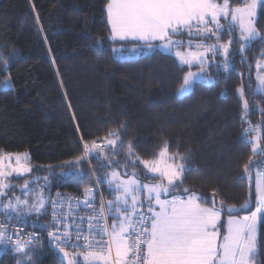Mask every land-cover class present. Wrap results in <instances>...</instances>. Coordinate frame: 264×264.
I'll return each instance as SVG.
<instances>
[{
    "label": "trees",
    "instance_id": "obj_1",
    "mask_svg": "<svg viewBox=\"0 0 264 264\" xmlns=\"http://www.w3.org/2000/svg\"><path fill=\"white\" fill-rule=\"evenodd\" d=\"M106 2L0 0V60L7 59L10 64L7 71H0V81L10 78L13 85L8 90L0 87V149L26 153L32 166L30 173L14 181L47 176L50 197L57 190L82 194L86 187L95 189V178L112 171L125 177L135 171L138 180L159 183V174L149 172L140 161L157 159L167 142L170 154L178 152L187 157L174 162L191 169L184 173L183 183L172 190V195H180L182 189L188 188L211 198L215 190L216 207L221 206L220 201L237 207L248 201L249 210L232 215L250 214L256 206V172L263 169L253 165L249 173L243 172L250 156L255 160L261 157L253 154L251 143L244 138L247 125L242 124V100L236 90L242 79L255 88L256 65L264 60V43H252L244 53L245 63H241L239 54L232 57L234 70L227 74H217L213 66L209 71L215 83L197 82L191 92L180 96L178 88L183 75L199 70L198 67L180 65L174 53L162 49L144 53L141 50L147 46L142 42L108 40ZM246 2L233 0V6ZM256 27L264 32L261 5ZM238 33L236 28L233 35ZM99 37L105 38L102 51L95 44ZM228 39L227 34L221 36V41ZM140 44V55L125 60L114 58V47L127 49ZM237 47L233 44V48ZM245 98L250 107H264L262 94L252 95L246 89ZM262 118L259 111L247 116L253 125ZM121 124L126 125V135L121 132L124 147L119 148L116 158L124 163L129 141H134L140 158L135 168L129 164L127 175L116 164L101 166L102 158L91 159L90 164L66 165L83 154L81 137L84 141L101 142L110 130H119ZM113 154L111 149H105L104 155ZM70 167L83 169L84 179L77 181L62 175ZM99 187L106 201L116 196L107 184ZM227 216V212L222 213L225 227ZM257 240L260 251L256 264H264V223ZM38 258V264H67L47 240ZM16 261L13 249L0 255V264Z\"/></svg>",
    "mask_w": 264,
    "mask_h": 264
},
{
    "label": "snow or ice",
    "instance_id": "obj_2",
    "mask_svg": "<svg viewBox=\"0 0 264 264\" xmlns=\"http://www.w3.org/2000/svg\"><path fill=\"white\" fill-rule=\"evenodd\" d=\"M258 4L264 6V0H248L236 6H233V0H107L106 23L110 33L107 39L113 43L142 41L148 49H163L168 53L176 49L175 56L180 65H195L199 69L183 75L178 94L184 95L191 92L197 82L215 83L209 71L213 66L217 74L221 71L227 74L229 70H234L232 57L239 54L241 63H245L247 57L244 53L252 43H264V32L256 27ZM222 20L227 23H222ZM236 28L239 33L233 35ZM225 34L229 39L221 43V36ZM177 36L188 39L173 38ZM104 39L99 37L95 42L99 51L103 50ZM213 39L215 43H205ZM233 44L238 47L233 48ZM139 51L136 46L112 49L114 58L120 60L129 59ZM261 55H264V51ZM9 66V60H0V71H7ZM256 66L262 68L260 61ZM256 79L255 88L251 84H244L242 79L236 90L242 100V124L247 125L243 129L244 138L251 143L253 154L261 157L255 160L250 156L243 166L244 173H249L253 165L264 169V118L255 125L247 119L252 111H259L264 117V107H250L245 98L246 89L252 95H264V75L258 73ZM0 87L3 90L12 88L11 79L0 81ZM122 131L126 135L124 124L120 125L119 130H110L101 142L96 139L88 142L81 137L83 154L67 161L66 165L90 164L91 159L102 158L101 166L116 164L127 175L129 164L135 168L140 158L134 149V141L128 142L123 164L116 158L119 148L124 147ZM251 133L257 135L251 136ZM105 149H111L113 156L104 155ZM13 158L15 166L11 164ZM27 159L25 154L0 153V215L3 216V220H0V246H3L0 251L7 252L10 245L20 257L16 264H36L27 252L23 227L40 231L51 229L47 231L50 244L63 254L67 264H80L77 255L83 257L84 264H256L255 258L260 251L257 225L264 221V170L256 172L254 210L248 215L236 217L232 213L249 210L248 201L239 207L225 206L220 201L221 206L216 207L215 190L211 198L188 188L182 189L180 195H172V190L183 183L184 173L191 169L184 163L170 162L177 159L184 161L187 157L178 152L170 154L167 142L160 149L157 159L140 161L149 172L159 174V183L142 185L135 178V171L127 179H123L120 172L112 171L95 178V191L93 187L84 188L83 200L63 197L60 193L55 199L50 196L46 198L44 189L49 183L47 176L26 179L19 188L24 198L15 195L12 190L17 186L10 182V178L14 173L19 177L32 171L31 166L21 163ZM5 160L9 161L7 165ZM90 172L94 175L91 168ZM62 175L77 181L84 179L83 169L76 167H70ZM40 179L45 181V185L33 193L30 185L38 183ZM103 184L118 195L106 203L101 198V206L97 210L94 208L96 195ZM141 189L147 193L144 200L135 194ZM162 195L171 198L162 199ZM73 200L75 204L71 203ZM65 204L67 211L64 210ZM81 206L90 210L92 215H75V210ZM224 212L228 213L226 227L222 220ZM48 215L51 216L50 221L41 220V217ZM13 220L23 227L13 225ZM85 230L88 235L83 234ZM96 235L100 236L99 240L89 239V236ZM36 238L37 232L27 233L28 244ZM81 239L86 242V251L76 254L65 250V246L80 247L78 242Z\"/></svg>",
    "mask_w": 264,
    "mask_h": 264
},
{
    "label": "rangeland",
    "instance_id": "obj_3",
    "mask_svg": "<svg viewBox=\"0 0 264 264\" xmlns=\"http://www.w3.org/2000/svg\"><path fill=\"white\" fill-rule=\"evenodd\" d=\"M259 6H260V5L258 4V6H257V15H258V9H259ZM256 18H257V17H256ZM222 23H225V24H226L227 22H222ZM220 42L223 43V42H226V41H220ZM185 50H186V49H183V51H185ZM141 51L144 52V53H147V52H151L152 49H148V48L146 47V48L142 49ZM140 53H141V52H138V54L133 55L132 57H136V56L140 55ZM260 63H261V65H262V68H261V69H258V68H257V71H256V74H255V77H257L258 73L261 74V75H264V60H263V61H260ZM196 71H198V70H195V71H193V72H196ZM8 79H9V78H8ZM11 82H12V81H11ZM256 84H257V79H256ZM186 94H187V93H186ZM186 94H184V95H186ZM180 96H183V95H180ZM11 153H19V154H25V155H26V153H23V152H11ZM151 161H153V160H151ZM151 161H150V162H151ZM170 162H174V161H170ZM8 163H9V161L5 160V164L7 165ZM21 163L25 164L26 166H31V165L27 162V160H22ZM175 163H176V162H175ZM11 164H12V166H15V165H16V161H15L14 158L11 160ZM31 167H32V166H31ZM6 170H7V169H6ZM26 174H27V173H26ZM154 174H157V173H154ZM24 175H25V174H24ZM22 176H23V175H22ZM19 177H20V176H19ZM121 177H122L123 179H127V178H128V177H125V176H122V175H121ZM16 178H18V177L16 176L15 173H14L13 176L10 178V182H11L12 184H15V185L17 186L15 189L12 190V192H14L15 195H17V196H21V198L23 199L24 197L21 195V192L19 191V188H20V186H22V185L24 184V181L18 183V181H14ZM135 178H136V177H135ZM136 179H137V178H136ZM255 179H256V177H255ZM29 180H34V179H29ZM137 180H138V179H137ZM139 181H140V180H139ZM140 182H141L142 185H153V184H156V183H144V182H142V181H140ZM43 185H45V181H44V180H39L38 183H33V184H31V185H30V188L33 190V193H35V192H38V191L40 190L41 186H43ZM47 191H48V188L46 187V188L44 189V196H45L46 198L49 197ZM10 194H11V193H10ZM135 194H136L137 196H139L140 199H141V198H145V196L147 195L146 190H144V189H141L140 192L135 193ZM116 195H118V193H116ZM161 198H162V199H164V198H168V199H170L171 197H167V196L162 195ZM108 200H113V199H108ZM108 200H107V201H108ZM262 223H264V221L259 222L258 225H257V239H258V231H259L260 225H261ZM25 246H26V249H27L28 254L31 255L32 258L36 261V264H38V259H39L38 257H40V256L43 254V251H44V240H40V241H38V242H31L30 244H25ZM2 252H3V251H0V255H1ZM16 255H17V254H16ZM61 255L63 256L62 253H61ZM18 259H20V257L17 255V260H18ZM77 259L80 261V264L83 263V257H82V256L79 257V256L77 255Z\"/></svg>",
    "mask_w": 264,
    "mask_h": 264
},
{
    "label": "built area",
    "instance_id": "obj_4",
    "mask_svg": "<svg viewBox=\"0 0 264 264\" xmlns=\"http://www.w3.org/2000/svg\"><path fill=\"white\" fill-rule=\"evenodd\" d=\"M175 39H177V38H175ZM0 153H7V152L4 149H0ZM93 190L95 191V189H93ZM57 193H60L63 197H78V198H80V200H83V193L82 194H76V193H73V192H67V191H61V190L55 191L53 193V195H52L51 198L55 199L56 196H57ZM101 198L103 199V201L105 203L107 202L105 200V198H104V195L101 192L100 187H99V192L96 195V202H95V205H94V208L97 209V210L101 206ZM71 203L75 204V201L73 200V201H71ZM64 210L65 211L68 210L67 204H65ZM48 212L51 213V207L50 206H49V211ZM75 215L87 217L89 215H92V212L90 210H88L87 208L81 206L77 210H75ZM50 219H51V216L50 215H48L46 218H41L42 221H50ZM0 220H3V216L2 215H0ZM108 223L111 224L112 221L109 220ZM12 224L13 225H16L17 227H23L22 225H17V222L15 220L12 221ZM84 227L86 229V225ZM48 230H51V229H48ZM48 230H46V231H40L39 229H33L31 227H23V233H24L23 239L25 241V244H28L27 243V233H29V232H37L38 233V238L34 239L32 242H38L40 240H47L49 242V245L54 250H56L57 252H59V250L56 249L54 247V245L50 244V239L47 236V231ZM83 234L84 235H88V233H87L86 230H85V232ZM93 238L96 239V240H99L100 239V236L99 235H96L95 237L89 236V239H93ZM73 239H75V238L73 237ZM105 239H107V237H105ZM78 243L80 244V247L73 248L71 246H65V250L66 251H69V252H72V253H76V254L82 253V252L86 251V249L84 247V245H85L86 242L83 239H81ZM0 247H3V246H0ZM8 249H12V247L9 245Z\"/></svg>",
    "mask_w": 264,
    "mask_h": 264
},
{
    "label": "crops",
    "instance_id": "obj_5",
    "mask_svg": "<svg viewBox=\"0 0 264 264\" xmlns=\"http://www.w3.org/2000/svg\"><path fill=\"white\" fill-rule=\"evenodd\" d=\"M175 39V38H174ZM140 42H142V41H140ZM143 43V42H142ZM143 44H140V45H135L136 47H141ZM163 50V49H162ZM175 51H176V49H173L172 50V53H174L175 54ZM181 51H183V50H181ZM178 59V58H177ZM237 217V216H236ZM259 232V231H258ZM79 256V255H78ZM80 257V256H79ZM82 264H84V262L82 263Z\"/></svg>",
    "mask_w": 264,
    "mask_h": 264
}]
</instances>
